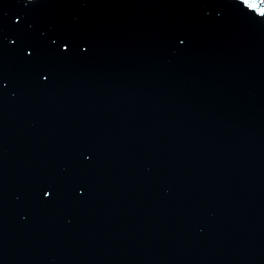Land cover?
Instances as JSON below:
<instances>
[{
  "label": "water",
  "instance_id": "95a60500",
  "mask_svg": "<svg viewBox=\"0 0 264 264\" xmlns=\"http://www.w3.org/2000/svg\"><path fill=\"white\" fill-rule=\"evenodd\" d=\"M0 264H264V0H0Z\"/></svg>",
  "mask_w": 264,
  "mask_h": 264
},
{
  "label": "snow or ice",
  "instance_id": "6c2138e0",
  "mask_svg": "<svg viewBox=\"0 0 264 264\" xmlns=\"http://www.w3.org/2000/svg\"><path fill=\"white\" fill-rule=\"evenodd\" d=\"M245 2H247V0H245ZM253 7H255V5H253Z\"/></svg>",
  "mask_w": 264,
  "mask_h": 264
}]
</instances>
